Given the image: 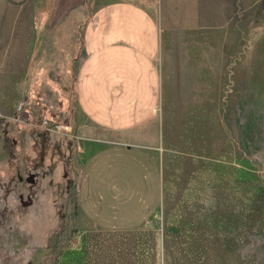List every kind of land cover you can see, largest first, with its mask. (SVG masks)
<instances>
[{
	"label": "rangeland",
	"instance_id": "obj_1",
	"mask_svg": "<svg viewBox=\"0 0 264 264\" xmlns=\"http://www.w3.org/2000/svg\"><path fill=\"white\" fill-rule=\"evenodd\" d=\"M38 1L0 0V264H264V0H223L222 31L186 39V95L163 109L153 154L161 202L126 232L79 208L86 124L42 126L73 125L83 29H43Z\"/></svg>",
	"mask_w": 264,
	"mask_h": 264
},
{
	"label": "crops",
	"instance_id": "obj_2",
	"mask_svg": "<svg viewBox=\"0 0 264 264\" xmlns=\"http://www.w3.org/2000/svg\"><path fill=\"white\" fill-rule=\"evenodd\" d=\"M87 2L83 20L80 5L59 15L52 0L38 1L34 19L52 33L62 31L68 20L82 24L70 127L86 124L78 141L86 149L80 154L85 175L78 204L90 224L126 232L146 224L160 205L153 154L162 138L163 109L186 95V39L206 42L208 34L222 31L224 1ZM198 52L217 54L205 46Z\"/></svg>",
	"mask_w": 264,
	"mask_h": 264
},
{
	"label": "built area",
	"instance_id": "obj_3",
	"mask_svg": "<svg viewBox=\"0 0 264 264\" xmlns=\"http://www.w3.org/2000/svg\"><path fill=\"white\" fill-rule=\"evenodd\" d=\"M42 126L44 129L58 132V133H69L70 131V128L67 125H63L60 123H52L49 121L47 122L46 120L42 122Z\"/></svg>",
	"mask_w": 264,
	"mask_h": 264
},
{
	"label": "trees",
	"instance_id": "obj_4",
	"mask_svg": "<svg viewBox=\"0 0 264 264\" xmlns=\"http://www.w3.org/2000/svg\"><path fill=\"white\" fill-rule=\"evenodd\" d=\"M25 114V113H24ZM26 114H28V113H26Z\"/></svg>",
	"mask_w": 264,
	"mask_h": 264
}]
</instances>
